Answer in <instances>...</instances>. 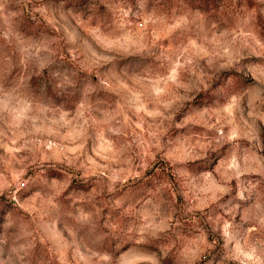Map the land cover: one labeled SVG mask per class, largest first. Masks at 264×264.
<instances>
[{
	"label": "rangeland",
	"instance_id": "374dc122",
	"mask_svg": "<svg viewBox=\"0 0 264 264\" xmlns=\"http://www.w3.org/2000/svg\"><path fill=\"white\" fill-rule=\"evenodd\" d=\"M0 264H264V0H0Z\"/></svg>",
	"mask_w": 264,
	"mask_h": 264
}]
</instances>
